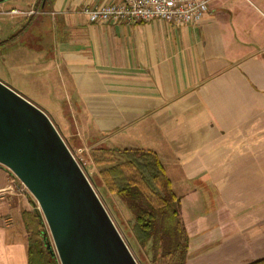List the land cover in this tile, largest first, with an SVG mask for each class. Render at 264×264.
<instances>
[{"label":"crops","instance_id":"1","mask_svg":"<svg viewBox=\"0 0 264 264\" xmlns=\"http://www.w3.org/2000/svg\"><path fill=\"white\" fill-rule=\"evenodd\" d=\"M113 1L8 0L0 15L24 22L15 37L54 64L39 86L61 103L70 143L156 153L180 200L185 264L263 258L264 0H212L191 25L78 11ZM16 185L0 164V264H28L23 212L37 207Z\"/></svg>","mask_w":264,"mask_h":264},{"label":"water","instance_id":"2","mask_svg":"<svg viewBox=\"0 0 264 264\" xmlns=\"http://www.w3.org/2000/svg\"><path fill=\"white\" fill-rule=\"evenodd\" d=\"M0 164L37 202L60 264H139L48 114L2 80Z\"/></svg>","mask_w":264,"mask_h":264},{"label":"trees","instance_id":"3","mask_svg":"<svg viewBox=\"0 0 264 264\" xmlns=\"http://www.w3.org/2000/svg\"><path fill=\"white\" fill-rule=\"evenodd\" d=\"M90 159L107 189L127 206L131 231L144 249L140 264H185L189 235L180 215V200L155 152L142 148L93 147ZM29 233L28 264H60L52 252L40 211H24ZM249 264H264V257Z\"/></svg>","mask_w":264,"mask_h":264},{"label":"rangeland","instance_id":"4","mask_svg":"<svg viewBox=\"0 0 264 264\" xmlns=\"http://www.w3.org/2000/svg\"><path fill=\"white\" fill-rule=\"evenodd\" d=\"M23 24L24 22H19L18 19L12 18L9 12H4L0 15V80L9 84L13 89L43 109L52 120L71 152L78 157V147H76V144L70 143L67 131L61 126L62 119L55 115V113H58L55 112L58 109H53L56 108V106L58 107L61 103L47 102L48 98L51 96H46V93L42 92L43 87L39 86L48 81V79L44 77L45 73L47 74L49 71L52 72L53 76L50 78L52 80L56 76L54 64L48 63V65H46V63L41 62L44 58L40 51H35L24 46V44L21 43L23 42V38L20 36V38L15 37V31L18 29L21 30ZM84 158L85 164L81 163V167L139 263V259L144 260L145 252L138 244L131 231L130 220L132 215L130 211L125 203L116 194L110 192L102 182L99 176V168L94 165L90 159V149L85 151ZM29 195L31 194L29 193ZM35 203L40 211L36 201ZM46 228L51 246L54 248L53 240L47 225Z\"/></svg>","mask_w":264,"mask_h":264},{"label":"built area","instance_id":"5","mask_svg":"<svg viewBox=\"0 0 264 264\" xmlns=\"http://www.w3.org/2000/svg\"><path fill=\"white\" fill-rule=\"evenodd\" d=\"M212 0H117L104 2L95 7L83 6L78 11L89 21L95 23H136L160 19L174 25H191L201 22L209 11ZM12 12H16L13 10ZM34 13V11H32ZM87 149L79 148V165L85 164L84 153ZM12 173V172H11ZM16 188L21 193L28 191L25 185L12 173ZM13 182V180H12ZM13 186H10V188ZM1 194V192H0Z\"/></svg>","mask_w":264,"mask_h":264}]
</instances>
